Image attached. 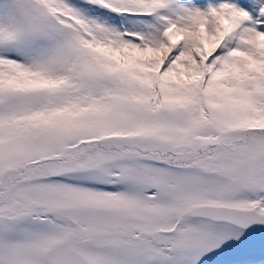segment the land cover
Here are the masks:
<instances>
[{
  "label": "snow or ice",
  "instance_id": "snow-or-ice-1",
  "mask_svg": "<svg viewBox=\"0 0 264 264\" xmlns=\"http://www.w3.org/2000/svg\"><path fill=\"white\" fill-rule=\"evenodd\" d=\"M0 264H264V0H0Z\"/></svg>",
  "mask_w": 264,
  "mask_h": 264
}]
</instances>
